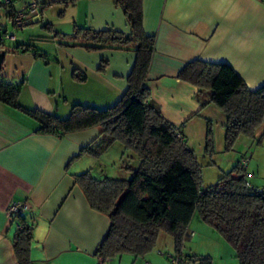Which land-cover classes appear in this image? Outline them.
<instances>
[{
    "label": "crops",
    "instance_id": "obj_1",
    "mask_svg": "<svg viewBox=\"0 0 264 264\" xmlns=\"http://www.w3.org/2000/svg\"><path fill=\"white\" fill-rule=\"evenodd\" d=\"M32 1L41 6L39 27L48 24L59 32L56 26L129 33L123 11L112 0H12L9 8H0V27L7 31L12 26L9 12L22 11ZM142 11L143 30L155 39L145 83L151 100L193 151L192 145L205 142L207 121L214 136L217 129V137L221 132L224 138L223 113L211 104L202 107L209 94L199 93L177 76L186 64L199 60L228 64L250 90L264 85V0H143ZM60 46L67 55L65 60L47 56L48 66L30 53L14 51L4 56L5 63L12 57L16 64L12 74L3 65V79L24 81L20 106L59 119L67 117L59 112L62 97L66 104L71 99L72 106H113L127 89L135 55L125 51L87 53ZM102 59L108 61V67L99 73ZM74 69L89 71L99 82L96 98H67L64 87H77L71 79ZM39 129L38 122L0 103V264H16L13 239L18 221L7 213L13 204L27 207L20 218L32 226V264H97L94 252L109 221L89 207L74 185L72 177L77 174L68 169L79 150L100 131L94 128L59 137Z\"/></svg>",
    "mask_w": 264,
    "mask_h": 264
},
{
    "label": "trees",
    "instance_id": "obj_2",
    "mask_svg": "<svg viewBox=\"0 0 264 264\" xmlns=\"http://www.w3.org/2000/svg\"><path fill=\"white\" fill-rule=\"evenodd\" d=\"M112 1L123 11L129 33L75 27L70 38L76 43L72 47L86 52L125 51L135 55L126 80L127 89L113 106L97 109L74 105L65 119L21 107L18 99L24 81L11 83L3 79L4 56L14 51L30 53L44 64H48V57L33 43L4 50L3 36L7 31L3 27H0V103L38 122L39 132L46 134L62 137L99 129V136L82 147L75 158L82 154L100 157L116 142L137 158L135 166L125 167L124 179H97L89 171L72 177L89 207L109 221L107 233L94 252L95 258L110 260L123 254L143 258L156 248L159 235L165 233L173 239L177 255L169 259L180 264L190 222L197 214L232 248L238 264H264V187L258 189L249 183L242 160L222 173L213 186H202L201 167L194 151L163 118L145 86L155 39L143 30V0ZM10 5L0 3V8ZM14 14L9 12L12 26ZM42 28L54 31L48 24ZM53 36L67 37L57 31ZM107 67L108 61L102 59L98 71L104 72ZM72 77L79 83L86 81V76L77 70ZM177 78L197 88L199 93L207 92L209 100L202 107L211 104L225 116L226 152L234 149L240 137L255 138L264 122V85L250 90L228 64L199 60L186 64ZM212 136V125L207 121L204 151L210 158ZM21 213L12 215L18 221L13 253L16 264H32L33 230L20 218ZM196 261L210 264L208 259Z\"/></svg>",
    "mask_w": 264,
    "mask_h": 264
},
{
    "label": "rangeland",
    "instance_id": "obj_3",
    "mask_svg": "<svg viewBox=\"0 0 264 264\" xmlns=\"http://www.w3.org/2000/svg\"><path fill=\"white\" fill-rule=\"evenodd\" d=\"M2 24L4 21H2ZM59 28V33L67 37L65 38H54V31L56 29L53 27V32L47 31L38 24H32L26 26L22 30H29L34 28L32 32H21V30H15L11 24L7 26V33H13L16 35L17 41H4V50L12 49L14 46L19 44H30L33 43L34 46L47 56L52 57H62L65 60V54H63L60 46L68 45L69 48H74L72 45L76 43L70 38L73 34V30L67 26H56ZM33 36L32 39L29 36ZM32 33V34H31ZM26 34V35H25ZM23 37V39H21ZM19 38V40H18ZM33 38H36L34 42H31ZM23 40V41H20ZM23 42V43H21ZM82 49V48H80ZM61 50V51H60ZM83 50V49H82ZM85 51V50H84ZM86 52V51H85ZM87 53H99V52H87ZM54 59V58H53ZM51 63L48 58V66ZM5 69L9 74H12V69L16 64V60L12 57L7 59V62L3 63ZM74 69L73 71H75ZM72 71V73H73ZM83 73L85 76L89 77L84 83H79L74 80L71 75L72 81L77 87H67L65 86L67 98L73 96H82L85 98H96L99 82L89 76L90 72H85L77 70ZM100 73V72H99ZM65 98V97H64ZM64 102L63 97L59 99V107L62 114L70 113V108H72L73 102L69 99L68 104ZM65 106L66 108H62ZM57 116V115H56ZM212 147L213 155L208 157L205 154V142L202 145H192L195 146L194 153L197 158V162L201 167V184L203 187L213 186L222 173L228 172L233 164L238 160H242L245 171L247 174V180L255 188L264 187V122L261 127L256 131L255 138H245L240 137L235 147L232 151L226 152L224 150V138L223 134L220 132V136L217 137V129L212 128ZM137 158L131 152L124 150L123 146L116 142L114 143L106 152H104L100 157H92L90 155L82 154L75 158L70 164L68 171L71 173L81 174L89 171L92 176L97 179H103L105 177L114 179H124L127 175L125 172V167L135 166ZM182 261L179 260L180 264H201L202 259H208L210 264H238V261L234 257V252L232 248L213 230L211 227L207 226L201 222L195 214L189 225V237L183 243ZM177 257L174 250L173 239L165 233L159 235V239L156 248L148 253L143 258H135L130 254H123L111 258L108 264H174L172 259L169 257ZM176 259V258H175ZM184 259V263H183ZM178 262V260H176Z\"/></svg>",
    "mask_w": 264,
    "mask_h": 264
},
{
    "label": "built area",
    "instance_id": "obj_4",
    "mask_svg": "<svg viewBox=\"0 0 264 264\" xmlns=\"http://www.w3.org/2000/svg\"><path fill=\"white\" fill-rule=\"evenodd\" d=\"M11 2L12 0H0V3L5 6L10 5ZM41 13V6L37 2L32 1L24 10L15 12L13 16V28L15 30H22L28 25L39 23L41 20ZM3 39L4 41H14L15 37L13 33H6ZM25 210H27V207L24 204H13L9 207L7 213L11 217ZM108 262V259H97L98 264H108Z\"/></svg>",
    "mask_w": 264,
    "mask_h": 264
}]
</instances>
